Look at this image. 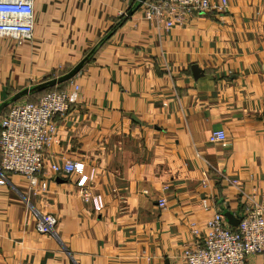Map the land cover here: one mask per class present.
<instances>
[{
    "label": "crops",
    "instance_id": "0c3cea01",
    "mask_svg": "<svg viewBox=\"0 0 264 264\" xmlns=\"http://www.w3.org/2000/svg\"><path fill=\"white\" fill-rule=\"evenodd\" d=\"M136 1L35 0L32 41L0 37V104L69 73ZM144 3L62 86L80 100L36 186L0 174V264H184L190 223L264 206V0H210L170 28ZM68 160L83 172L53 170Z\"/></svg>",
    "mask_w": 264,
    "mask_h": 264
},
{
    "label": "built area",
    "instance_id": "2783aa9c",
    "mask_svg": "<svg viewBox=\"0 0 264 264\" xmlns=\"http://www.w3.org/2000/svg\"><path fill=\"white\" fill-rule=\"evenodd\" d=\"M35 0H0V37L15 39L19 44L33 39L36 14ZM145 0H137L143 5ZM146 19L170 28L182 23L187 16L203 15L212 10L210 0H157L145 2ZM227 5L223 1V6ZM79 90L52 91L37 103L20 99L9 105L7 112L0 115V174L19 175L33 187L39 174L45 169V154L58 134L57 118L65 117L79 103ZM227 135L218 130L212 133L211 143H224ZM61 169L68 173H82L83 165L65 161ZM85 179H79L83 186ZM4 179L0 184H4ZM238 186L237 181L231 182ZM43 184L37 187L44 191ZM38 192L36 189L34 190ZM101 201L96 207L101 206ZM167 204L159 201L161 207ZM237 226H231L223 212L215 213L204 228L190 223L194 243L182 254L184 264H250L255 256L264 254V206L253 197L245 203L243 212L235 215ZM58 220L52 214L37 213V230L46 235L55 232ZM264 264V263H263Z\"/></svg>",
    "mask_w": 264,
    "mask_h": 264
},
{
    "label": "water",
    "instance_id": "95a60500",
    "mask_svg": "<svg viewBox=\"0 0 264 264\" xmlns=\"http://www.w3.org/2000/svg\"><path fill=\"white\" fill-rule=\"evenodd\" d=\"M131 15V13H130ZM87 60V58H85L81 63H79L74 69H72L69 73L61 76V77H58V78H54V79H50V80H47L43 83H40L32 88H25L23 89L22 91L18 92L17 94H15L9 101H6V102H3L0 104V115H1V112L6 109L10 104L16 102V101H19L20 99L30 95L31 93H34V92H40V91H43V90H46L50 87H54V86H57L59 84H62L64 82H67L69 81L70 79H72L79 71L80 69L82 68L84 62ZM194 71H198L197 67H194ZM226 218L228 220V223L231 225V226H237L239 224V219L236 218L234 215H232L231 213H226Z\"/></svg>",
    "mask_w": 264,
    "mask_h": 264
},
{
    "label": "trees",
    "instance_id": "16d2710c",
    "mask_svg": "<svg viewBox=\"0 0 264 264\" xmlns=\"http://www.w3.org/2000/svg\"><path fill=\"white\" fill-rule=\"evenodd\" d=\"M153 2L157 1V0H151ZM139 4L138 3H134L132 5V7L130 8V11L128 13V16H131L133 14V12L135 10H137ZM131 13V15H130ZM128 16L126 15H123L122 17H120L118 20H116V22L114 23V25L111 27L110 31L108 32V34L100 41V43L93 49L91 50L85 57L87 58V60L85 61V63L87 61L90 60V58L94 55V53L96 52V50L103 44L105 43L108 38H110V36H112L118 29H120L128 20ZM84 63V64H85ZM83 64V65H84ZM83 67V66H82ZM81 70V69H80ZM52 79V78H51ZM50 80V79H49ZM47 81V80H46ZM45 82V81H44ZM43 83V82H42ZM65 83V82H64ZM64 83L62 84H59L58 86H54V87H50L46 90H43V91H40V92H34V93H31L30 95L24 97L23 99H27L28 101L30 100H34L32 101V103H37L40 98L42 96H44L45 94L49 93V92H52V91H63V88L62 86L64 85ZM7 109H4L2 112H1V115L5 114V112H7ZM1 160V159H0ZM1 162V161H0Z\"/></svg>",
    "mask_w": 264,
    "mask_h": 264
},
{
    "label": "rangeland",
    "instance_id": "374dc122",
    "mask_svg": "<svg viewBox=\"0 0 264 264\" xmlns=\"http://www.w3.org/2000/svg\"><path fill=\"white\" fill-rule=\"evenodd\" d=\"M27 100V99H26ZM28 101V100H27ZM32 101H34V100H30V101H28V102H32ZM13 104V103H12ZM10 106H11V104H10Z\"/></svg>",
    "mask_w": 264,
    "mask_h": 264
}]
</instances>
